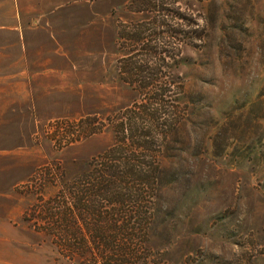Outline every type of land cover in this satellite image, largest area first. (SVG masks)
<instances>
[{
	"label": "rangeland",
	"instance_id": "rangeland-1",
	"mask_svg": "<svg viewBox=\"0 0 264 264\" xmlns=\"http://www.w3.org/2000/svg\"><path fill=\"white\" fill-rule=\"evenodd\" d=\"M158 1L0 0V264H67L47 228L71 205L87 237L126 239L132 264H264V0H168L178 34L157 42L160 14L133 7ZM139 24V46L119 39ZM145 44L171 51L157 170L80 203L81 176L143 103L148 79L123 80L120 61Z\"/></svg>",
	"mask_w": 264,
	"mask_h": 264
},
{
	"label": "trees",
	"instance_id": "trees-1",
	"mask_svg": "<svg viewBox=\"0 0 264 264\" xmlns=\"http://www.w3.org/2000/svg\"><path fill=\"white\" fill-rule=\"evenodd\" d=\"M166 1L168 0L158 1L157 9H155L156 5L154 7L150 5L148 9L139 7V5L133 7L134 12L146 10L153 13L157 10V13L160 14L159 20H156L155 23H159L166 30L155 32L151 30L149 32V35L157 37V42L163 38V33H170L172 37H174L173 34H178L176 29H170L165 18L168 14L171 17L173 15V11L165 7ZM174 18L177 17L174 16ZM183 18L187 20L186 17ZM191 20L189 19V21ZM146 34H148L147 29H141V24H139L131 31H119V39L123 42L129 40L133 45L139 46ZM179 34L186 35L184 32ZM140 48L139 52L146 53V50L148 51L147 56L140 63L135 61L138 54L137 49L129 50L134 54L129 58H122L120 74L123 80H130L131 84L139 82L140 78L148 79L135 87L143 103H139L133 110H130L125 119L118 124L117 143L100 156L101 162L97 161L100 162L99 167L95 168V171L93 168L88 171V174L85 173L81 176V180L91 183L92 186L78 198L80 203L88 201L93 193L107 198L109 188L113 190L117 185L125 184L127 180L139 183L141 181L147 186L154 177L155 169L157 170V168H153L157 164L151 155L154 146L159 141L156 139L158 138L157 134H154L153 125L162 120L168 129L173 124L172 118L170 119L171 107L168 109V104L171 102L168 93L171 92V89L169 85L160 83L163 66H166L165 62L168 57L170 58L171 51L163 47L158 49V44L150 45V48L148 44H145ZM154 59L156 61L152 63L153 65H149ZM145 166H147L146 169ZM118 193L121 191H114L113 196ZM71 196L76 198V195ZM56 207H51V210ZM74 207L75 205L68 206L61 214L57 213L60 211L55 210L57 214L54 212L51 218L56 217L58 219L56 222L59 225L51 229L47 228L59 240L57 243L59 254L67 260V264H132L136 249L128 244L126 239L114 236L110 238V242L113 244H109L107 243L109 240L107 228L100 226L94 229V234L89 231V237H87V233L76 226L77 218ZM87 208L89 209V207ZM97 216L99 222H107V217H104L102 211ZM115 232L116 230H114Z\"/></svg>",
	"mask_w": 264,
	"mask_h": 264
}]
</instances>
